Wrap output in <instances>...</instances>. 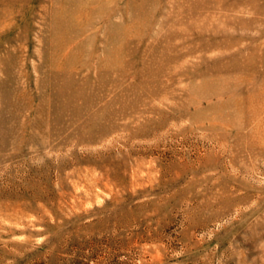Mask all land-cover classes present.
<instances>
[{
  "label": "rangeland",
  "instance_id": "1",
  "mask_svg": "<svg viewBox=\"0 0 264 264\" xmlns=\"http://www.w3.org/2000/svg\"><path fill=\"white\" fill-rule=\"evenodd\" d=\"M0 264H264V0H0Z\"/></svg>",
  "mask_w": 264,
  "mask_h": 264
}]
</instances>
